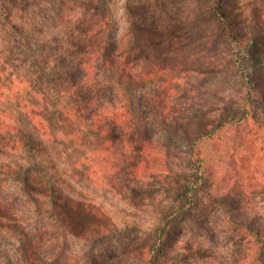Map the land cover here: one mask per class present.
<instances>
[{"label": "clouds", "instance_id": "9594fccd", "mask_svg": "<svg viewBox=\"0 0 264 264\" xmlns=\"http://www.w3.org/2000/svg\"><path fill=\"white\" fill-rule=\"evenodd\" d=\"M0 264H264V0H0Z\"/></svg>", "mask_w": 264, "mask_h": 264}]
</instances>
